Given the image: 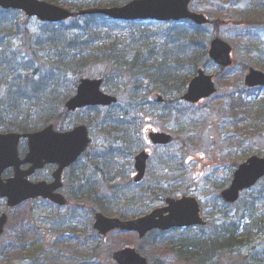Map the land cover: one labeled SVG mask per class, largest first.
<instances>
[{
    "label": "rangeland",
    "instance_id": "1",
    "mask_svg": "<svg viewBox=\"0 0 264 264\" xmlns=\"http://www.w3.org/2000/svg\"><path fill=\"white\" fill-rule=\"evenodd\" d=\"M102 1L104 7L118 0ZM250 4V0H194L192 10L204 14L214 22V26L212 28L193 27L194 39L198 41L193 42L191 46L187 41L183 42L184 34L177 29L146 22L136 23L132 27L123 23L111 24L102 30L101 35L98 32L102 39L105 36L111 38L105 45L111 53L114 48L122 52L116 57L106 58L104 54L107 52L104 46L100 49L102 54L95 48L93 52L91 48L85 54L76 53V50L71 47L56 48V50L61 49L64 55H68L67 64L74 66L78 61L86 62L84 69L73 67L70 69L72 71L68 70L62 74L55 69L61 80L59 89L65 93L64 98L69 92L67 87L78 78L104 80L106 69H125L121 71L122 78L118 81L108 80L105 89L120 99L117 121L121 118L124 123H131L133 106L130 101L136 95V135L138 134L139 138V142H136V153L147 148L143 132L149 129L172 133L175 143L167 148L152 150L146 180L139 186L128 183L129 175L133 174L131 169H133L134 152L133 143L130 141L129 144L121 145L113 150L122 149V152L113 154L112 151L105 157L106 161L118 158L116 163L124 166V176L119 170L101 176L103 166H99V170H94L100 171L95 176L97 189H91L90 184H87V178L83 176L84 173L89 175L90 172H83L81 166L75 168L74 183L69 184L67 181L65 193L69 205L65 208H57L48 202L36 200L10 210L6 207L5 201L0 200V213L5 212L9 215L6 233L0 239V264L11 263V258L17 256V250L23 245L32 247L38 244L47 252H62L70 258V261H67L63 257L55 264H81L76 260L83 259L84 252L79 251L77 242L92 248L91 252L85 254L88 260L84 264H114L110 254L126 247L135 248L149 260L150 264H198L197 260L191 257L195 249L184 241L192 238L203 241L212 240L215 237L221 223V216L216 207L219 205L215 202L218 200L219 188L229 186L236 164L242 162L247 156L254 155V150L259 151L263 155L261 157H264V130L256 136V140L250 136L251 132L248 136L239 132L235 126L231 99L232 95L236 97L235 101L238 97H242L238 94L243 93L245 88L243 79L250 68L264 72V25L251 27L247 25L241 30L232 25L222 26V23L226 21L245 20L248 23L249 20L242 19V14L248 12ZM63 8L70 9L68 6ZM23 26L24 24L21 23V27ZM42 26L38 21L33 20L30 21L29 28L37 36ZM247 33L251 34L252 38L248 37L246 40L240 38V34L242 36ZM215 36L231 43L234 61L232 69H236L237 72L234 74L236 82L233 78L229 80L227 71L222 73L223 77H220L221 73L217 74L219 69L203 59L204 50L207 52V46L211 38ZM81 38L85 41L88 39ZM35 49L40 50L38 53L43 56L45 52H48L53 59L57 54V51L49 45ZM77 56L80 58H74ZM194 56H197L199 63L207 65L208 73L214 76L218 93L214 98L203 101L193 108H184L179 106L174 98L183 90L190 78L188 68L191 67L185 66L187 63L185 59H194ZM155 93L169 98V103L158 106L149 102V98ZM258 95L264 98V92ZM59 103L60 100L56 101V104ZM61 108L58 107V113ZM175 109L191 110L185 115L187 123H180L184 115L183 118H172ZM112 111L94 113L90 110H81L70 115L68 123L92 121L93 149L99 148L103 151L106 145L103 144L104 139L112 138L110 135L101 133L105 129L101 123L103 118L96 120V117L100 112L104 116L108 114L111 119ZM110 119L107 118L109 123H111ZM116 128L122 133V141L128 140L126 138L130 135L132 126ZM248 130L250 129H246ZM244 144L247 145L246 148H243ZM104 151L109 153L107 150ZM86 192L91 193L92 197L89 198ZM182 196H194L199 200L202 215L208 221L204 232L192 230L188 233H171L165 236L153 234L146 240H140L137 235L127 236L113 232L105 241H101L93 234L95 212H102L111 218L131 220L162 207L166 197ZM231 210L225 211L230 220L237 217L236 212ZM246 223L248 222H244L245 225ZM34 230L41 239L34 237ZM37 230H40V233ZM242 233V230L238 232L239 235ZM22 239L23 242H20ZM251 241V245L239 249L231 257L215 258V264H247L249 258L264 257V247L259 246L262 240L254 237ZM181 249L184 256H180ZM4 250L9 251L10 256ZM195 256L199 257V254L195 253Z\"/></svg>",
    "mask_w": 264,
    "mask_h": 264
},
{
    "label": "water",
    "instance_id": "2",
    "mask_svg": "<svg viewBox=\"0 0 264 264\" xmlns=\"http://www.w3.org/2000/svg\"><path fill=\"white\" fill-rule=\"evenodd\" d=\"M190 2L191 0H140L122 7L82 10L78 15H101L121 22L191 20L197 25L207 24L208 21L203 15L189 10ZM0 9L19 10L24 12L27 17L54 24L66 21L75 15L69 10L40 0H0ZM230 52L231 48L228 44L216 39L212 42L210 57L218 65L229 67L232 64ZM101 84L100 80H80L76 85L77 95L65 105L64 113L74 112L84 107L108 106L114 103L115 99L100 91ZM246 86L249 88L264 87V74L250 70L246 77ZM215 93L212 77L206 76L200 71L191 82L188 93L183 99L195 104ZM152 99L157 103L162 102V98L158 95L153 96ZM147 137L153 145H166L172 142V138L164 134L147 133ZM21 138L27 139L29 145V153L22 161L18 157V144ZM88 144V129L83 126L66 134L56 133L52 127H49L44 131L25 136L0 135V198L7 199L9 207L18 206L29 199L38 197L52 200L61 206L65 205L63 197L54 194V191L61 187L60 174L65 167L70 166L79 158ZM147 160L146 153H142L136 158L138 172L136 182H140L144 178ZM46 164L59 166V170L54 174V184H32L27 181L29 176ZM25 165H31L30 169L21 170V167ZM9 168H14L15 177L4 182L1 178L2 174ZM263 177L264 159L253 157L238 168L230 188L223 191L220 198L232 204L238 200L241 191L251 188ZM166 203L167 207L155 210L150 215L133 221L110 219L102 214H96L94 229L104 236L110 231L121 230L136 232L143 238L146 233L154 229L168 231L173 228L205 225L200 217V207L195 198L167 199ZM6 223L7 217L3 215L0 218V235L3 234ZM112 258L118 264H148L146 259L131 249L119 251L113 254Z\"/></svg>",
    "mask_w": 264,
    "mask_h": 264
},
{
    "label": "trees",
    "instance_id": "3",
    "mask_svg": "<svg viewBox=\"0 0 264 264\" xmlns=\"http://www.w3.org/2000/svg\"><path fill=\"white\" fill-rule=\"evenodd\" d=\"M46 1L68 6L74 11H79L85 4V0H77V3L74 0ZM88 3L86 4L89 5ZM79 4L81 5L79 6ZM118 4L120 1L114 3V5ZM260 16H264V8L252 10L246 13L243 18L249 20L248 23H255L254 20H258L257 22L264 20V17ZM21 23L24 24L23 27H21ZM108 23L116 24L102 16L85 17L75 23L43 25L36 36L29 28L30 19L23 17L19 12L0 11V131H34L41 123L44 125L53 124V116L58 107H61L55 101L57 93H60L61 81L55 69H58V73L62 74L68 70L72 71L70 69L73 67L74 69H84L86 64L82 61L76 62L74 66L67 64L68 55H64L61 49L56 50V48L63 46L62 48L69 49L71 47L76 50V53L81 52L82 54L91 48H93L91 49L93 52L95 48L98 49V53L102 54L100 49L104 46L107 52L104 54L106 58L108 56L116 57L122 52L114 48L111 53V50L105 46L111 38L105 36L102 39L99 37L102 30L109 25ZM243 23L247 22L244 20ZM191 32V30L186 31L188 41L193 38ZM81 37L88 39L85 41ZM44 45H49L50 48L57 51L54 59L48 52H45L43 56L38 53L40 50L35 49L44 47ZM74 58L79 59L80 57ZM63 67L67 69H59ZM189 67H191V74L201 67L196 56L190 62ZM228 77L230 79V74ZM250 92L253 95L250 102L241 98V101L232 99L233 116L235 119H239L240 124L248 126L247 128L250 130L244 133L248 136L251 132L250 136L256 140V136L264 130V98L257 95L263 90L256 89L250 90ZM16 115H27V118L9 119ZM34 115L39 116V119H33ZM253 154L263 156L255 150ZM232 209L236 212L237 217L230 220L228 214L224 213L225 209L223 211L222 207H219L221 223L215 237L209 242H205L206 244L201 243L193 246L195 251H192L191 257L197 260L198 264H215V260L218 258L231 257L239 249L251 245V240L254 237L261 239L259 246L264 247V179L255 188L244 193L241 200L232 206ZM244 222L248 223L245 225ZM241 230L243 233L239 235L238 232ZM33 234L36 239H41L37 232ZM77 245L79 251H88L82 242H77ZM17 251V256L11 258V263L7 264H55L60 262L59 260L63 257L70 261V258L64 255L65 253L57 252L54 256L43 250L39 244L32 245V247L23 245ZM181 252L180 256H184L182 249ZM7 253L10 256V252ZM195 253H198L199 257L195 256ZM85 257L86 255L78 261L85 263ZM78 261L76 260V262ZM247 264H264V257L249 258Z\"/></svg>",
    "mask_w": 264,
    "mask_h": 264
},
{
    "label": "flooded vegetation",
    "instance_id": "4",
    "mask_svg": "<svg viewBox=\"0 0 264 264\" xmlns=\"http://www.w3.org/2000/svg\"><path fill=\"white\" fill-rule=\"evenodd\" d=\"M105 1H107V0H105ZM122 70H125V69H106V76H105V79H104L102 86H101V92L107 96L115 98L117 101L116 103H113L109 106L98 107L95 109L84 108V109L76 110L72 113H69V112L68 113H63V112L61 113L60 112L58 114L56 113L53 116V120H54V123H53L54 127L53 128L56 132L65 133V132H69L75 128H78L80 126H85L88 128L89 136L91 138L90 139V145L88 146L87 150L85 152H83L80 155V157L73 164H71L70 166H67V168H65L62 171L61 180H60L62 183V188H61L60 192L65 197H67L66 193H65L67 190V186H68L67 181H69V184H70V182L74 183V171H75V168L78 166L82 167L83 172H88V171L90 172L89 175H87L86 173L83 174V176H85L87 178V184H92V183L96 182L95 176L98 175L100 173V171L95 172L94 170L95 169L99 170V166H103L101 176H103L104 174L105 175L111 174L113 172H116V170H119L120 172L122 171L121 174H122V176H124V166L119 164V163H116L118 158H113L109 161H106L105 157L107 155H109L113 150L119 148L121 145L129 144L130 141H132V143H133L132 145H133V152H134L133 153V169H131V171H133V174H132V176L129 175L128 179L130 178V180H132L133 177L136 175V167H135L136 142H139L138 134L136 135V95H134L133 100L130 101L132 103V106H133V114H132L131 123L130 122L124 123L121 121V118L118 119V121H117L118 114H119V108H120V103H119L120 99L114 93H111L110 91H106V89H105V84H107L108 80L113 79L115 81H118L119 79L122 78L121 77V71ZM129 72H131V69H129ZM117 88H119V87H117ZM72 94L73 95L70 98H72L76 94V92L74 91ZM57 97L63 98V96L60 95L59 92L57 93ZM149 102H151L150 98H149ZM81 110H90V111H93L94 113L98 112V111H101L102 113H104V112L109 113V111L113 110L112 111L113 117L111 119L108 116V114L106 116H104V114H101L100 112L98 113V116L96 117V120H98L100 117L103 118L101 123L103 124L105 129L101 133H105L106 136L110 135L112 138V139L106 138L103 141V144H106V145H104L103 148H105L104 150H107L109 153H106L104 150L101 151L102 149L100 150L99 148L93 149V139L91 137V133H92L91 131H93L91 129L92 121L68 123V119H69L70 115L75 114ZM26 118H27V115H16V116L9 117V119H19V120L20 119L21 120L26 119ZM107 118L110 119L111 123H109L107 121ZM124 126H132L131 132H129L130 130L127 131L130 133V135L128 136V138H126V139H128L126 141H122V138H121L122 133L118 128H116V127L121 128ZM45 127L46 126H41L40 128L43 129ZM14 133H16L20 136H24L25 134H28L29 132H27V131H20V132L15 131ZM129 139H131V140H129ZM110 140H112V141L110 142ZM145 143L148 146V148H146L147 152L151 155L152 148H154V147L157 148V146L151 147L147 138H145ZM109 145H111V146H109ZM28 152H29L28 141L25 139H21L20 144H19V155H20L22 160L27 156ZM120 152H122V149H118L116 151H113V154H117ZM83 162H85V163L82 164ZM58 168L59 167L57 165H46L42 170L37 171L33 176H31L30 180L33 182H40L41 181V182L51 184L53 182L54 173L57 172ZM28 169H29V166L22 167V170H28ZM14 173H15V171L13 168L7 169V171L3 175V178L4 179L13 178ZM88 176H89V178H88Z\"/></svg>",
    "mask_w": 264,
    "mask_h": 264
}]
</instances>
